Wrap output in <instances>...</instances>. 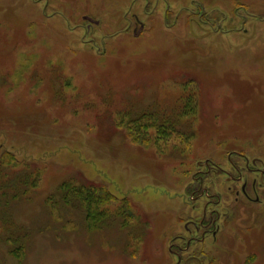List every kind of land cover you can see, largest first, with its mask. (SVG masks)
Here are the masks:
<instances>
[{
    "label": "rangeland",
    "instance_id": "rangeland-1",
    "mask_svg": "<svg viewBox=\"0 0 264 264\" xmlns=\"http://www.w3.org/2000/svg\"><path fill=\"white\" fill-rule=\"evenodd\" d=\"M241 154L264 162V0H0V264H178L186 189L225 198ZM232 229L212 264H264V225Z\"/></svg>",
    "mask_w": 264,
    "mask_h": 264
},
{
    "label": "flooded vegetation",
    "instance_id": "flooded-vegetation-1",
    "mask_svg": "<svg viewBox=\"0 0 264 264\" xmlns=\"http://www.w3.org/2000/svg\"><path fill=\"white\" fill-rule=\"evenodd\" d=\"M241 156L237 161L230 157L231 170H225L223 173L228 186L225 198L211 195L210 189L204 188V177L194 178L195 186L186 189L185 196L191 203L187 205V202H182L192 209V215L187 216L188 219L185 221V217L182 214L180 216V232L176 236L178 252L176 254L171 252L178 260V264H212L215 260L211 259L210 253L213 252L211 249L223 244L229 228H233V231L229 232L233 235V232L250 233L263 227L264 162L259 158L250 159L243 154ZM242 161L244 165H239ZM199 169H206L207 177L216 175V167L209 161L204 166L200 163ZM202 173L203 171L200 172ZM203 200L206 203L203 204ZM221 207H225V210H221ZM263 245L260 243L254 245L252 258L260 256L259 252ZM206 248L211 251H206ZM189 251H192L191 255ZM186 254L189 256L185 258Z\"/></svg>",
    "mask_w": 264,
    "mask_h": 264
},
{
    "label": "trees",
    "instance_id": "trees-1",
    "mask_svg": "<svg viewBox=\"0 0 264 264\" xmlns=\"http://www.w3.org/2000/svg\"><path fill=\"white\" fill-rule=\"evenodd\" d=\"M189 105L185 107L187 109L186 112H189L188 111ZM4 158H5L7 165L12 164V162L14 164H17L15 159L9 154H6L5 157H3V161H4ZM36 186L37 184L35 182L34 187L36 188ZM64 186L66 190L72 187L75 188L74 187L75 185L73 183H69L67 185L65 184ZM75 191H76L75 195L78 197L77 199L79 200V202H81L82 206L85 208L87 212V219H89V221H92L95 224V221L97 220V218L101 217L103 214L100 209L101 203L108 202L109 193L108 194L105 193L102 189L86 188V187L83 188L81 191H78L76 189Z\"/></svg>",
    "mask_w": 264,
    "mask_h": 264
}]
</instances>
